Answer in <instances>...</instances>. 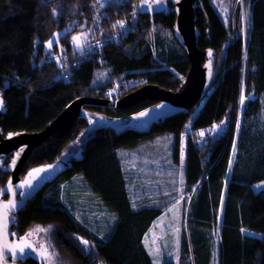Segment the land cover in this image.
I'll use <instances>...</instances> for the list:
<instances>
[{"label":"trees","instance_id":"16d2710c","mask_svg":"<svg viewBox=\"0 0 264 264\" xmlns=\"http://www.w3.org/2000/svg\"><path fill=\"white\" fill-rule=\"evenodd\" d=\"M233 1L203 0L202 9L197 8L198 48L212 47L217 57L212 88L191 122L187 124L190 112L201 101L153 125L147 133L125 130L116 134L103 124L97 125L77 145L74 138L89 126L86 117L77 118L67 135L49 137L28 156L21 174L31 166L58 160L66 151L81 149L80 159H72L61 176L19 209L13 223L19 234L33 224L50 226L58 264H156L145 242L147 233L163 216L170 220L179 203V254L175 260L164 258L161 264H264V0H249L247 41L241 35L232 38L219 62L231 34ZM100 4L96 0H0L3 135L43 130L71 100L83 95L105 97L115 82L144 80L134 87L127 85L125 94L143 83L175 90L183 82L190 65L179 43L166 35L162 39L157 35L154 42L151 39L157 25L160 32L173 35L172 9L143 12L132 31L101 46L102 60L93 55L70 66L68 78H62L58 48H65L68 56L75 55L73 50L78 48L70 36L78 25L90 22V13ZM76 5L78 12L72 15L71 8ZM124 6L109 7L111 16L103 20L101 30L115 29L114 20ZM55 7L58 13L53 16ZM222 7L228 8L226 22L220 16ZM69 29L73 31L60 39L59 46H54L40 65L44 42L56 30ZM51 52L57 57L50 58ZM243 62L247 66L245 76ZM241 83L254 98L245 101L235 144L234 106ZM151 102L122 109L86 108L104 115V119H125ZM229 113L233 118L229 130L212 137L211 124ZM187 128L192 134L209 131L203 139H187L183 145L182 133ZM12 157L8 156L6 163ZM9 174L0 171L1 185ZM69 183L78 194L91 191L92 219L79 216L65 201L64 190Z\"/></svg>","mask_w":264,"mask_h":264},{"label":"water","instance_id":"95a60500","mask_svg":"<svg viewBox=\"0 0 264 264\" xmlns=\"http://www.w3.org/2000/svg\"><path fill=\"white\" fill-rule=\"evenodd\" d=\"M202 1L178 0L177 2V0H170L172 11L175 13L172 27L173 37L187 55L190 65L186 77L177 89H165L157 84L145 83V85L127 92L116 101H111L105 97L83 95L71 100L59 112L57 117L38 132L16 131L3 135L0 128V171L10 173L4 184H0V249L11 241V225L17 219L19 209L25 207L29 199L39 193L43 187L61 176L70 166L72 159H80L81 149H78L68 160L60 157L50 163L31 166L25 173L21 174L28 156L34 147L49 137L60 139V137L67 135L73 126L74 120L86 117L87 106L122 109L138 102L152 101L151 104L135 111L125 119L118 117L106 118L102 123L116 134L125 130L147 133L153 125L162 122L171 115L189 110L204 98L213 78L217 53L212 47L204 50L198 48L197 41L200 32L196 27L195 20L197 8L202 9ZM84 28H86L85 22L78 25L76 30H83ZM72 31L73 29L56 30L44 42L40 65L44 63L45 56L53 50L52 48L56 45L59 46L60 39ZM208 32L207 30L205 35H208ZM50 41H52L51 47L48 46ZM0 101H2V107H0L1 125L4 112L2 95H0ZM142 113L143 115H141ZM12 154L11 161L6 163V158ZM37 169H43L44 171L35 172L34 170ZM29 173H32V175L30 176ZM21 193L24 195L21 196ZM13 203L16 205L15 207H11Z\"/></svg>","mask_w":264,"mask_h":264},{"label":"rangeland","instance_id":"374dc122","mask_svg":"<svg viewBox=\"0 0 264 264\" xmlns=\"http://www.w3.org/2000/svg\"><path fill=\"white\" fill-rule=\"evenodd\" d=\"M48 1V0H45ZM101 1V0H100ZM170 2V0H169ZM221 5L226 6L225 3H222ZM156 6V5H154ZM157 6H159V4H157ZM232 12L230 13V22H231V34L228 35L227 39H226V43L224 45V48L221 52V55L219 57V62L222 60V58L224 57L225 54V48L227 46V44H229V42H231V39L235 38L238 35H241L243 38V41H247V36L249 33V24H250V18H249V14H250V7H249V0H234L233 4H232ZM222 9L220 11V16L222 19H224V21H227V16H228V8H220ZM71 14L75 15L78 12V5L73 6L71 8ZM58 13V8H54L52 10V14L53 16H55ZM238 15H239V21H238ZM240 26H239V24ZM90 22L88 24H86V28H84L83 30H77V32L73 33L70 37H71V42L73 43V46L75 48H79L82 46L83 41L88 37V30L90 28ZM116 27V26H115ZM102 28V27H101ZM101 28L99 29V31L97 32V36H99L100 34H110V32H112L114 29L111 30H101ZM161 27L160 25H157L153 32H152V42L155 41L157 35H159L160 39L161 36L164 37L165 35L167 36L168 39H171L173 37V35L169 32V31H162L160 32ZM73 37H79V47H77L76 42H74ZM59 49V48H58ZM244 60V59H243ZM244 66H243V74L244 76L246 75V70H247V66H246V62H243ZM145 83L141 84L140 86L144 85ZM241 89L239 92V98L237 101L236 106H234L235 108V116L233 117L235 119V135H234V140L235 137L237 135V132H239V126H240V122H241V115L243 112V109L245 107V101L247 100V98H254V95H252L251 93L247 92L246 90V86L245 84L241 83ZM211 86V85H210ZM139 87V86H136ZM212 86L208 89L207 93L210 92ZM244 97V102L243 104H241V97ZM202 100V99H201ZM201 103H199L197 106H195L194 108H192L190 115L188 117V123L189 124L191 122V119L197 114L198 110L200 109L199 107L201 106ZM88 110V109H87ZM85 111L86 113V118L88 121L89 126L86 128H83V130L81 131V133H79L75 138H74V142L77 145H81V143L88 137V133L92 130L93 127L97 126V125H102L103 123V119H104V115H101L100 113H97L96 111ZM232 115L231 113H229L228 115H226V117H224L223 119H221V121L216 122V124L213 125V127H211V130L209 132V134L211 135V133L215 132L214 134H224L225 132H227L228 126L230 123H232ZM216 126V127H214ZM185 131L182 133L183 137H182V142L183 145L186 143L185 141L187 139L190 140H197V139H203V137H206L207 131H209V129H202L199 133L197 132L195 133H191L188 131L187 129H184ZM201 133H203V135H201ZM190 134H192L190 136ZM210 137V136H209ZM236 144V140L234 142ZM234 144V145H235ZM235 147V146H234ZM73 149H71L70 151H66L64 152L61 157L65 158V159H70L73 155L74 152H72ZM180 171L179 174L180 175V180L182 179V165L180 166ZM179 184V183H178ZM63 185V183H62ZM62 185L60 187H62ZM64 186V185H63ZM72 183H69L65 186V190L66 191V198L65 201L71 205V207L73 209L76 210V212L79 214V216L82 217V214L86 215L87 217H89L90 219H92V214H95V210H94V201L92 200V196L90 195L91 191L90 190H84V192L78 194V192L76 193L74 190L72 191ZM81 190V189H80ZM182 192V191H181ZM182 195V194H181ZM98 205V202H97ZM176 209L173 211V214H171L170 216V220H166L167 219V215L163 216L161 219H158L157 222L155 223V225L153 227H151L150 232L148 233V235L146 236L145 242L146 245L148 247L149 252L152 254L154 261L156 264H161V262L164 261V258H171V259H176V252L173 249V241H175L179 236H180V225H181V219H180V214L182 212V208H181V204L178 203V205H176L175 207ZM218 226H220V224L218 223ZM50 231L51 228L48 225H39V224H33L31 226V228L28 229L27 232L23 233L22 235H25L27 237H29L30 239L33 240V242L35 243L36 247L40 248V252L38 255V258H40L42 260L43 264H58V260H57V252L55 247L51 244V236H50ZM16 233H18L16 231ZM21 234V233H20ZM173 240V241H172ZM175 248L177 247L176 244L174 246ZM166 256V257H165Z\"/></svg>","mask_w":264,"mask_h":264},{"label":"built area","instance_id":"2783aa9c","mask_svg":"<svg viewBox=\"0 0 264 264\" xmlns=\"http://www.w3.org/2000/svg\"><path fill=\"white\" fill-rule=\"evenodd\" d=\"M101 4L98 5L90 14V28L88 30L87 38L83 41L82 46L77 50H73V57L66 55L65 48L59 47V59L63 64V69L61 72L62 78H68L70 74V66L78 65L79 62L84 60H88L93 55H98L100 58L102 57V45L110 40V38H119L121 35H125L128 32L132 31V29L136 25L137 18L143 12H151L153 10L158 11H169L172 9V6L169 0H101ZM125 4L124 8L121 9L119 15L114 20L117 25H115V29L110 32V34H100L97 36V32L99 28L102 27V23L104 19H109L111 16L109 13V7L112 4ZM159 4V6H157ZM156 5V6H154ZM108 7V8H107ZM107 8V9H106ZM113 23V22H112ZM77 24V23H76ZM50 58H56L57 54L51 52ZM103 58H101L102 60ZM105 62V60L103 61ZM106 63V62H105ZM108 71H111V68L107 67ZM144 82L141 78H134L129 81L127 84L120 82H115L114 86L109 89L106 94V98L111 101H116L125 94V89L127 85L135 86ZM88 111V110H87ZM90 111V110H89ZM92 112V111H91ZM216 124L213 122L211 127ZM210 127V128H211ZM215 132L211 133L212 137L219 136ZM238 134V132H237Z\"/></svg>","mask_w":264,"mask_h":264},{"label":"flooded vegetation","instance_id":"af4514ba","mask_svg":"<svg viewBox=\"0 0 264 264\" xmlns=\"http://www.w3.org/2000/svg\"><path fill=\"white\" fill-rule=\"evenodd\" d=\"M11 226V241L7 246L9 248L14 247L15 254L3 246L0 249V252H2L0 264H43L42 260L38 258L40 248L36 247L33 240L29 237L16 233L13 224ZM20 248L24 249L23 253L19 251Z\"/></svg>","mask_w":264,"mask_h":264},{"label":"snow or ice","instance_id":"6c2138e0","mask_svg":"<svg viewBox=\"0 0 264 264\" xmlns=\"http://www.w3.org/2000/svg\"><path fill=\"white\" fill-rule=\"evenodd\" d=\"M177 2H178V0H177ZM73 40H74V42H76V44H77V47H79V37H73ZM51 44H52V41H50L49 42V47H51ZM243 102H244V97L242 96L241 97V104H243ZM0 107H2V101H0ZM141 115H143V113L141 114ZM214 127H216V126H214ZM11 135V134H10ZM201 135H203V133H201ZM21 151H23V149H21ZM17 155H19V153H17ZM35 172H40V171H44L43 169H37V170H34ZM29 175L31 176L32 175V173H29ZM25 183H27V181H25ZM24 194L23 193H21V196H23ZM16 205L13 203V204H11V207H15ZM5 227H6V225H5ZM5 248H8V250H10V251H12L13 252V254H15V248L14 247H12V248H9V246H7V245H5ZM19 251L21 252V253H23L24 252V249L23 248H20L19 249ZM0 258H2V252H0Z\"/></svg>","mask_w":264,"mask_h":264},{"label":"crops","instance_id":"0c3cea01","mask_svg":"<svg viewBox=\"0 0 264 264\" xmlns=\"http://www.w3.org/2000/svg\"><path fill=\"white\" fill-rule=\"evenodd\" d=\"M183 195H184V193L181 195V197H183ZM217 228H218L217 229V232L215 233V239H216V241H215V250H216V253H215V258H214L215 259L214 261H216V263H217V257L216 256H218V247H219V244H220V239H219V236H220V228H219V226H217ZM179 243H180L179 237L175 241H173V249L175 250L176 254H179V252H178L179 251ZM175 244L177 246L176 248L174 247Z\"/></svg>","mask_w":264,"mask_h":264},{"label":"bare ground","instance_id":"6f19581e","mask_svg":"<svg viewBox=\"0 0 264 264\" xmlns=\"http://www.w3.org/2000/svg\"><path fill=\"white\" fill-rule=\"evenodd\" d=\"M63 68V67H62Z\"/></svg>","mask_w":264,"mask_h":264}]
</instances>
